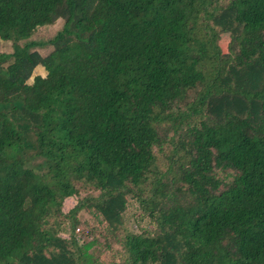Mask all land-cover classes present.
Masks as SVG:
<instances>
[{
    "label": "trees",
    "instance_id": "obj_1",
    "mask_svg": "<svg viewBox=\"0 0 264 264\" xmlns=\"http://www.w3.org/2000/svg\"><path fill=\"white\" fill-rule=\"evenodd\" d=\"M0 40V264H264V0H0ZM129 196L151 230L76 233Z\"/></svg>",
    "mask_w": 264,
    "mask_h": 264
},
{
    "label": "rangeland",
    "instance_id": "obj_2",
    "mask_svg": "<svg viewBox=\"0 0 264 264\" xmlns=\"http://www.w3.org/2000/svg\"><path fill=\"white\" fill-rule=\"evenodd\" d=\"M215 24L222 26L220 19L215 20ZM61 22H57L53 26L50 27H43L40 29H37L36 32L32 35V37L29 40L32 41H48L52 39L56 32L61 29ZM240 32V29L236 30L233 33V36H236ZM220 41L219 46L222 50V54L224 57L229 56L230 53H232L235 50L236 43L234 41V38L232 35L225 31H221L220 33ZM12 43L11 42H5L0 40V53H11L12 52ZM35 51H38L43 56H46L50 51L51 47H46L43 49L36 48ZM35 75H45V71L42 67L36 68V70L33 72V76ZM31 82V80L29 81ZM127 200L128 208L126 213L123 215L122 219H118L114 222H111L109 224L102 221L100 215L95 211L94 208L88 207L86 210L82 211L78 219L83 223L80 226H77L79 228V233L82 240L89 239V234H94L98 238L104 237V236H110L114 233L117 226L123 221L125 226L134 231V232H140L143 230L149 231L152 228V224L150 223V220L140 212L138 208V204L133 200V197H125ZM77 198L71 197L67 198L63 203V212L67 213L71 208H73L76 205ZM63 237H67V234H63Z\"/></svg>",
    "mask_w": 264,
    "mask_h": 264
},
{
    "label": "built area",
    "instance_id": "obj_3",
    "mask_svg": "<svg viewBox=\"0 0 264 264\" xmlns=\"http://www.w3.org/2000/svg\"><path fill=\"white\" fill-rule=\"evenodd\" d=\"M75 231H76V233H79L80 230H79V228H77Z\"/></svg>",
    "mask_w": 264,
    "mask_h": 264
}]
</instances>
